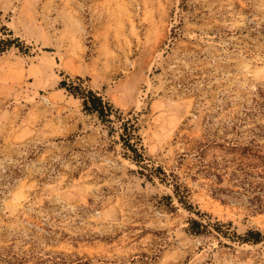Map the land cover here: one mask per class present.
Here are the masks:
<instances>
[{
  "label": "rangeland",
  "instance_id": "1",
  "mask_svg": "<svg viewBox=\"0 0 264 264\" xmlns=\"http://www.w3.org/2000/svg\"><path fill=\"white\" fill-rule=\"evenodd\" d=\"M7 38L0 264H264V0H0ZM61 80L136 123L147 168Z\"/></svg>",
  "mask_w": 264,
  "mask_h": 264
},
{
  "label": "trees",
  "instance_id": "2",
  "mask_svg": "<svg viewBox=\"0 0 264 264\" xmlns=\"http://www.w3.org/2000/svg\"><path fill=\"white\" fill-rule=\"evenodd\" d=\"M1 28H4L3 26ZM0 52L9 49L14 46L22 50L19 43H17L16 39H0ZM78 80L81 78L77 77ZM59 87L64 88L70 95L74 98H78L80 100L82 111L87 114H94L99 121L102 123L111 124L113 122L111 116L115 114L117 120L120 122L119 126V139L122 143L123 148L127 151L129 155H127L131 161H133L137 166L147 168V164H145V157L143 153V147L140 142V137L137 134L136 123L127 118L123 119L120 114L116 115V111L113 110L112 106L104 101L96 91L90 88H84L80 83L77 85H73L72 83H67L65 80H61L59 82ZM155 174L160 178L161 181H164L166 178V174L162 169L156 167ZM145 174V173H142ZM146 175V174H145ZM160 175H162L160 177ZM174 196L177 198V201L183 205L184 208L189 210L190 212H196L199 214V211H194L192 205L186 199V195H184L179 188V185L176 183L173 187ZM212 226L214 230L221 234L223 237L227 238H236V240L240 242L246 243H257L263 239V235L256 230H247L243 234L236 235L235 232L231 233L230 224L228 223L225 229H223V224L219 222L207 223L204 224L199 220L194 218H190L188 220L187 231L193 235H201L206 233H212L209 227Z\"/></svg>",
  "mask_w": 264,
  "mask_h": 264
}]
</instances>
